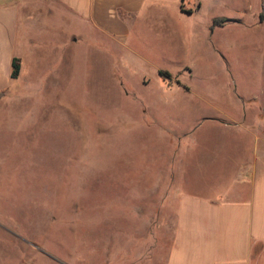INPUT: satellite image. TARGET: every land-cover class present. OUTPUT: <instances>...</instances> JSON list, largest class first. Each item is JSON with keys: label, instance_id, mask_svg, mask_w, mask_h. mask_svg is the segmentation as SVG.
Wrapping results in <instances>:
<instances>
[{"label": "rangeland", "instance_id": "374dc122", "mask_svg": "<svg viewBox=\"0 0 264 264\" xmlns=\"http://www.w3.org/2000/svg\"><path fill=\"white\" fill-rule=\"evenodd\" d=\"M170 11L28 59L0 112V264H163L178 197L220 195L256 135L264 154V0Z\"/></svg>", "mask_w": 264, "mask_h": 264}, {"label": "crops", "instance_id": "0c3cea01", "mask_svg": "<svg viewBox=\"0 0 264 264\" xmlns=\"http://www.w3.org/2000/svg\"><path fill=\"white\" fill-rule=\"evenodd\" d=\"M204 1L177 0L172 6V0H0V112L18 104L11 95L28 86L29 75L37 74L27 62L35 59L33 53L61 51L58 35L65 28L78 33L73 42H83L85 29H90L125 44L140 39L136 29L141 23L158 20L159 27H168L172 7L178 9L177 17H189ZM176 35L191 38L181 29ZM59 55L61 59L63 52ZM15 58L21 65L18 78H12ZM259 141L256 135L254 148L235 165V175L220 195L185 192L178 197L163 264H264V158Z\"/></svg>", "mask_w": 264, "mask_h": 264}, {"label": "trees", "instance_id": "16d2710c", "mask_svg": "<svg viewBox=\"0 0 264 264\" xmlns=\"http://www.w3.org/2000/svg\"><path fill=\"white\" fill-rule=\"evenodd\" d=\"M217 20H215V24H217ZM12 78H18L19 77V74H20V70H21V65L18 61V59H14L13 60V63H12ZM161 75H165V74H168L167 72H163V71H160L159 72Z\"/></svg>", "mask_w": 264, "mask_h": 264}]
</instances>
